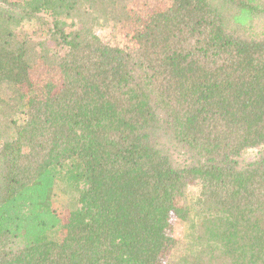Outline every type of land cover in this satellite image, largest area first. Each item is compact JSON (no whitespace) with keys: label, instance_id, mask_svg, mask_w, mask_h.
I'll list each match as a JSON object with an SVG mask.
<instances>
[{"label":"trees","instance_id":"trees-1","mask_svg":"<svg viewBox=\"0 0 264 264\" xmlns=\"http://www.w3.org/2000/svg\"><path fill=\"white\" fill-rule=\"evenodd\" d=\"M0 264H264V0H0Z\"/></svg>","mask_w":264,"mask_h":264},{"label":"rangeland","instance_id":"rangeland-1","mask_svg":"<svg viewBox=\"0 0 264 264\" xmlns=\"http://www.w3.org/2000/svg\"><path fill=\"white\" fill-rule=\"evenodd\" d=\"M122 37V35H121ZM123 37H126L125 35ZM123 40V39H122ZM129 41V39H128ZM38 94H40V92H38ZM197 186H193L191 187V189L188 191L189 192V196L187 197L186 201L188 202V204H192L196 201L197 199ZM60 205H62L61 203H56L55 204V207H59ZM56 209H60L62 212H64V209L63 208H56ZM168 236L171 238V239H174V240H182V238L184 237V233H185V229H184V225H182L180 223V221L178 220H174L171 224L168 225Z\"/></svg>","mask_w":264,"mask_h":264}]
</instances>
